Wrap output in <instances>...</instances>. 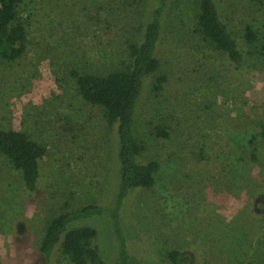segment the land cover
<instances>
[{"label": "rangeland", "instance_id": "374dc122", "mask_svg": "<svg viewBox=\"0 0 264 264\" xmlns=\"http://www.w3.org/2000/svg\"><path fill=\"white\" fill-rule=\"evenodd\" d=\"M215 2L242 53L240 69L199 32V0L21 2L27 44L20 58L0 57V129L27 133L47 153L35 192L0 154V264H72L60 244L49 261L41 256L50 220L115 205L117 127L81 97L73 72L126 69L129 47L163 4L161 65L145 82L135 122L138 161L161 170L152 188L124 202L131 264H171L172 251L185 264H264V0ZM114 226L104 216L68 229H96L101 264H116Z\"/></svg>", "mask_w": 264, "mask_h": 264}, {"label": "trees", "instance_id": "16d2710c", "mask_svg": "<svg viewBox=\"0 0 264 264\" xmlns=\"http://www.w3.org/2000/svg\"><path fill=\"white\" fill-rule=\"evenodd\" d=\"M22 1L0 0L1 58L15 60L26 50L27 33L19 22L18 15V7ZM164 11V4L153 11L142 42L129 47L131 63L126 69L107 75L73 72L81 97L89 104L102 107L109 124L117 127L120 183L113 207L89 205L50 220L39 250L46 261L52 258L60 244L63 254L72 264H101L99 249L93 246L97 230L91 227L69 230L68 227L81 220L108 216L114 221L115 232L120 240L116 264H131V256L120 226L124 202L131 191L152 188L161 170V165L157 162L142 164L138 161L142 147L135 135V122L138 100L145 82L160 69L157 54L162 39ZM196 22L204 39L224 53L236 69H240L242 53L228 26L222 21L215 0H199ZM247 38L250 42L255 39V34L250 29L247 30ZM164 80L162 78L160 81ZM261 129V136L264 138V123ZM46 153V148L32 140L27 133L0 129V154L16 170L22 172L29 192L37 190L41 178V161ZM169 260L171 264H185L179 251L170 252Z\"/></svg>", "mask_w": 264, "mask_h": 264}]
</instances>
